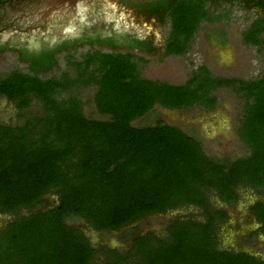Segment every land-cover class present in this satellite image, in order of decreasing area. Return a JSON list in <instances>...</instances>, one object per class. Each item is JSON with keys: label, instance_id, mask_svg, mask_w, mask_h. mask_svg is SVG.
<instances>
[{"label": "trees", "instance_id": "obj_1", "mask_svg": "<svg viewBox=\"0 0 264 264\" xmlns=\"http://www.w3.org/2000/svg\"><path fill=\"white\" fill-rule=\"evenodd\" d=\"M209 14L204 1L179 3L167 54L189 52L202 24L216 22L203 21ZM262 32L264 21H255L243 40L257 45ZM108 44L116 47V39ZM70 47L21 50L30 71L0 77V98L15 104L19 119L0 122V215L9 216L0 230V264H264L255 254L221 246L219 232L230 215L212 200L235 205L248 188L264 195V76H217L202 64L173 84L143 77L137 62L143 58L133 52L89 49L67 56L72 71L41 77ZM91 87L93 97L84 100L82 89ZM223 88L243 100L238 134L249 148L244 156H210L196 131L164 119L134 124L156 105L213 111ZM87 104L94 113L86 114ZM49 195L56 199L47 207ZM185 209L194 212L169 219L161 234L130 228ZM249 211L264 235V199ZM70 220L98 233L122 232L131 245L95 246L83 225Z\"/></svg>", "mask_w": 264, "mask_h": 264}, {"label": "rangeland", "instance_id": "obj_2", "mask_svg": "<svg viewBox=\"0 0 264 264\" xmlns=\"http://www.w3.org/2000/svg\"><path fill=\"white\" fill-rule=\"evenodd\" d=\"M231 9L232 13L229 16H225L222 21H217L213 27H210L215 29V32L222 37L218 42L214 41V44L208 42L207 37L211 33L208 26L205 25L195 34L193 48L189 50L190 52L187 55L171 56L161 60L160 57L163 51L160 47V51L155 55L141 56L144 60L138 59L137 62L143 77L181 84L187 81L192 72L202 64L207 65L217 76L242 79L264 76V32L260 35L262 42L257 45L246 44L243 40L244 32L255 22L253 19H255L258 12L254 8L247 9L245 6L241 7L240 5L233 6ZM133 23L142 32L147 31L154 34L159 44L165 36H168L167 28H162L152 21H133ZM258 25L261 24L258 23ZM86 50V48L77 50L73 54L81 57ZM68 55V53L59 55L58 68L56 67L51 73H41L40 76L48 77L60 75L62 71H72L73 69L70 68L67 61ZM15 69L29 72L30 64L19 60L18 54L12 50H0V77ZM94 93L95 88L93 87L82 89L84 100L91 99ZM217 94L220 97L219 112H208L198 107L183 111L171 110L156 105L152 113L136 119L134 124L138 126L152 125L156 120L164 119L187 131H196L195 135L204 140V148L210 156L225 159L244 156L248 153L249 148L238 134L240 119L243 116V100L230 88L220 89ZM85 112L90 114L94 113L95 110L92 109L91 104H87L85 105ZM17 113L18 109L14 103L5 97L0 98L1 123L17 124L19 122ZM46 198L48 201L47 207L55 203L56 198L53 196L49 195ZM261 198L264 199V195L260 197L249 188L243 189L240 201L231 206L221 203L216 196L212 197L215 205L227 209L230 215L228 222L222 225L219 232L222 247L231 248V246H235V250H239V245L243 243L242 249L246 250L245 252L264 258V235L257 237L255 242L253 240L254 243L252 240L250 242L248 240L247 244L245 243L249 232L260 226L255 216L250 213L249 207ZM191 212H194V210H175L164 215H152L138 221L130 228H138L141 234L147 231H156L161 234L166 229V223L169 219L182 218L191 214ZM194 215L202 219L199 212ZM8 220L9 216L0 215V230ZM70 222L77 226L82 224V222L76 220H70ZM240 225L242 226L239 228ZM83 227L95 246L103 243L113 248H129L131 245L130 242L121 238L122 232L98 233L88 226L83 225Z\"/></svg>", "mask_w": 264, "mask_h": 264}, {"label": "flooded vegetation", "instance_id": "obj_3", "mask_svg": "<svg viewBox=\"0 0 264 264\" xmlns=\"http://www.w3.org/2000/svg\"><path fill=\"white\" fill-rule=\"evenodd\" d=\"M200 1H204L205 8L210 12L207 20L203 21H222L232 13L233 6L239 5L258 12L253 21L264 20V0H0V48L14 51L21 60V50L33 54L67 43L73 45L56 54L58 61L59 55L73 54L84 48L102 52H133L145 57L157 54L162 47L160 58L163 60L177 56L166 52L172 21H176L175 8L179 3ZM74 2L76 5H73ZM133 21H152L167 28L168 36L159 44L154 34L142 32ZM205 25L212 35H208V42H218L222 37L210 28L214 23L204 22L201 28ZM109 38L116 39V47L108 44ZM193 45L194 40L190 50ZM21 61L31 66L30 61ZM219 111L220 104L210 112ZM257 229L249 232L246 244L248 240L255 242L257 237L262 236ZM242 244L237 251H244Z\"/></svg>", "mask_w": 264, "mask_h": 264}, {"label": "water", "instance_id": "obj_4", "mask_svg": "<svg viewBox=\"0 0 264 264\" xmlns=\"http://www.w3.org/2000/svg\"><path fill=\"white\" fill-rule=\"evenodd\" d=\"M73 5H76V2H74ZM51 11H52V9H51ZM51 11H50V12H51Z\"/></svg>", "mask_w": 264, "mask_h": 264}]
</instances>
